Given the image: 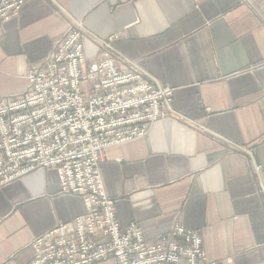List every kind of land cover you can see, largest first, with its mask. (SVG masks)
I'll return each instance as SVG.
<instances>
[{
    "label": "crops",
    "instance_id": "obj_1",
    "mask_svg": "<svg viewBox=\"0 0 264 264\" xmlns=\"http://www.w3.org/2000/svg\"><path fill=\"white\" fill-rule=\"evenodd\" d=\"M73 24L89 60L109 43L174 90L173 117L100 164L120 227L152 241L179 225L210 260L264 264V0H28L0 23V100L26 90ZM84 213L54 171L1 188L0 264H28L36 237Z\"/></svg>",
    "mask_w": 264,
    "mask_h": 264
},
{
    "label": "built area",
    "instance_id": "obj_2",
    "mask_svg": "<svg viewBox=\"0 0 264 264\" xmlns=\"http://www.w3.org/2000/svg\"><path fill=\"white\" fill-rule=\"evenodd\" d=\"M27 1L0 0V23ZM85 36L80 24L70 25L28 70L26 90L0 100V189L38 170L54 171L62 194L80 197L85 208L36 237L28 264H222L207 257L197 233L179 225L152 241L135 223L120 227L100 164L108 148L143 138L155 122L173 117L174 90L145 79L109 43L89 60Z\"/></svg>",
    "mask_w": 264,
    "mask_h": 264
},
{
    "label": "rangeland",
    "instance_id": "obj_3",
    "mask_svg": "<svg viewBox=\"0 0 264 264\" xmlns=\"http://www.w3.org/2000/svg\"><path fill=\"white\" fill-rule=\"evenodd\" d=\"M99 264H112V263H99Z\"/></svg>",
    "mask_w": 264,
    "mask_h": 264
}]
</instances>
